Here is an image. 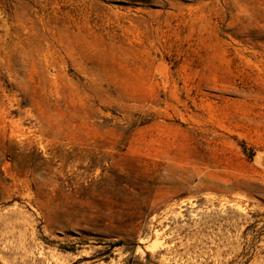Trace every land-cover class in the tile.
<instances>
[{"label": "rangeland", "instance_id": "obj_1", "mask_svg": "<svg viewBox=\"0 0 264 264\" xmlns=\"http://www.w3.org/2000/svg\"><path fill=\"white\" fill-rule=\"evenodd\" d=\"M0 264H264V0H0Z\"/></svg>", "mask_w": 264, "mask_h": 264}]
</instances>
